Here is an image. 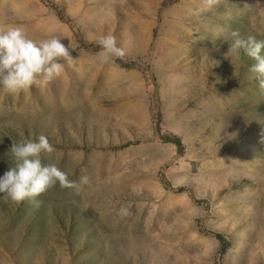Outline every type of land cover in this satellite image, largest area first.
I'll list each match as a JSON object with an SVG mask.
<instances>
[{
    "label": "rangeland",
    "instance_id": "obj_1",
    "mask_svg": "<svg viewBox=\"0 0 264 264\" xmlns=\"http://www.w3.org/2000/svg\"><path fill=\"white\" fill-rule=\"evenodd\" d=\"M9 26L76 62L0 87V177L13 142L45 135L42 164L78 188L0 193V264H264V92L229 53L233 30L264 40V0H0ZM109 34L126 55L103 63Z\"/></svg>",
    "mask_w": 264,
    "mask_h": 264
},
{
    "label": "clouds",
    "instance_id": "obj_2",
    "mask_svg": "<svg viewBox=\"0 0 264 264\" xmlns=\"http://www.w3.org/2000/svg\"><path fill=\"white\" fill-rule=\"evenodd\" d=\"M218 3L219 0H202L204 10H211ZM244 7L248 10L254 8L247 4ZM230 36L229 53H238L243 49L254 60L249 69L251 78L264 92V40H257L254 35L243 38L238 30H233ZM96 43L100 47L97 58L103 63H109L113 58L122 59L126 55L125 50L117 45L114 35L99 36ZM71 50L74 49L70 45L65 46L57 36L37 42L19 26L0 28V87L5 92L17 93L33 85L50 82L64 72L65 63L69 67L75 64ZM261 143H264V133ZM53 152L55 148L45 135H40L36 141L13 142L8 152L13 166L0 177V193H5L15 203L28 199L38 206L36 197L57 183L61 188H78L76 182L69 180L67 173L55 164H42L41 154ZM81 183H88V178L82 177ZM131 214L126 206H121L118 212L121 217Z\"/></svg>",
    "mask_w": 264,
    "mask_h": 264
}]
</instances>
